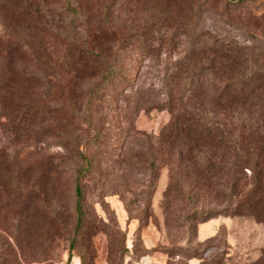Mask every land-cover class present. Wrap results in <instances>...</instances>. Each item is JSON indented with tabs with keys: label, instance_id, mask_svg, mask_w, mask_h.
Segmentation results:
<instances>
[{
	"label": "rangeland",
	"instance_id": "1",
	"mask_svg": "<svg viewBox=\"0 0 264 264\" xmlns=\"http://www.w3.org/2000/svg\"><path fill=\"white\" fill-rule=\"evenodd\" d=\"M81 1L95 29L134 33L166 20L167 11L170 30L162 41H142L129 83L107 89L101 103L92 101L107 84L94 87L87 59L74 68L77 58L56 34L45 38L50 63L41 67L22 51L14 53L17 72L10 73L0 57V264H264V83L249 110L224 97L219 109L198 113L216 118L238 143L248 121L245 152L258 155L262 177L252 211L230 210L244 200L243 188H255L250 169H229L238 165V151L219 150V186L210 194L195 190L192 172L159 145L176 114L164 87L169 68L195 55L220 56L203 59L212 88L224 66L234 67L224 56L240 53L258 64L254 71L264 67V0ZM51 2L59 7L63 0ZM6 8L0 0L1 13ZM113 41V35L98 39L97 50L111 57Z\"/></svg>",
	"mask_w": 264,
	"mask_h": 264
},
{
	"label": "trees",
	"instance_id": "2",
	"mask_svg": "<svg viewBox=\"0 0 264 264\" xmlns=\"http://www.w3.org/2000/svg\"><path fill=\"white\" fill-rule=\"evenodd\" d=\"M229 1L241 4L248 0ZM3 2L8 4L9 8H6L2 13L0 10V28L3 32V36H0V44L7 45L8 49L0 51V57H6L8 72H17L11 59L14 53L22 51L27 53L28 56L30 55L40 67L48 61L50 63L49 58H47L49 42L45 38L56 34L57 38L65 42L66 48L71 51V56L77 58V62L73 64L74 68L80 67L82 61L87 59L89 67L95 72L92 75L96 79L94 87L97 88L100 85L107 84L104 94L101 97H94L93 103L103 102L108 97L106 94L107 89L110 90L111 88L113 93L120 84L127 85L129 83L130 74L135 72L140 62V52H142L140 46L143 40L148 37L149 40H154L152 39L154 36H160L158 40L162 41L163 31L168 32L170 30L167 23V15H169L167 11L161 12L167 19L157 25L134 33L124 34L122 32L119 34L114 30L102 28L101 25L97 27L102 29H95L93 27L95 25L87 20V13L81 0H63L62 5L59 7L54 6L51 0H3ZM57 12L60 14H57ZM56 15L60 17L70 15L71 20H57ZM6 16H10L13 23L8 22ZM194 16L197 17L195 11ZM17 17L22 20L17 22ZM81 18H84L83 22ZM186 27L188 26L186 25L184 28ZM189 28L190 32L193 31V26ZM108 35H113V42L117 46L111 57H107L104 53L98 51L95 43L98 39H104ZM150 47L148 45V48ZM224 52L231 53L232 51ZM207 56L195 55L186 58L175 64V69L169 68L172 72L165 75L164 87L167 91L168 105L170 108H174L176 114L173 115L172 121L163 129L159 145L161 150L167 152L168 155L175 154L177 162L192 172L191 176L193 175L194 180L197 181L194 184V189L200 192L207 190V193H210V191L215 193L219 186L218 175L221 171V164L217 163L219 150L225 147L230 154L233 151H238V165L230 163L229 169L234 166L237 172L250 169L253 173L250 180H252L255 188L247 192L243 188L241 198L244 200L239 201L234 207H230V210L232 212L236 210L250 212L255 209L254 207H258L261 201L255 203L253 199L261 193L262 177L258 171V155L245 152L246 146L251 144L248 121H242L241 141L238 143L232 137L231 132L226 135L219 129V122L216 118L200 116L198 113L206 111L207 107L212 110L219 109V103L224 97L225 99L228 97V100H237L240 108L249 110L248 108L254 105L253 102H250L254 93L264 83V67L259 68L261 70L254 71L251 66H258V64L255 65L254 61L240 53L233 54L230 57L224 56L228 59L232 58L234 67L224 66L222 70L225 71L222 72V75L220 74V78L217 76L218 83L209 88L205 85L208 68L204 66L203 61V59L209 58ZM217 58L220 59V56L210 55L208 62L214 63ZM33 76L35 77V75ZM210 108L209 111L212 112ZM194 110L197 112L195 118ZM78 155L85 160L88 159L84 154L80 153ZM88 164L90 166L89 161ZM89 171L90 167L87 166L81 170L80 174ZM190 172L188 173L190 174ZM247 179L246 177V183ZM78 181L75 186L76 230L81 228L83 219V191ZM175 182L177 183V181Z\"/></svg>",
	"mask_w": 264,
	"mask_h": 264
}]
</instances>
